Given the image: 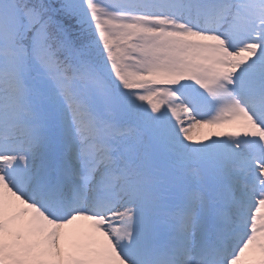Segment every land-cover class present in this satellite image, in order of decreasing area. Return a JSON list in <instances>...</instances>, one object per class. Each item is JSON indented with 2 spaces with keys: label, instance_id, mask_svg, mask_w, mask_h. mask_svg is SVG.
Instances as JSON below:
<instances>
[{
  "label": "snow or ice",
  "instance_id": "snow-or-ice-1",
  "mask_svg": "<svg viewBox=\"0 0 264 264\" xmlns=\"http://www.w3.org/2000/svg\"><path fill=\"white\" fill-rule=\"evenodd\" d=\"M0 264H264V0H0Z\"/></svg>",
  "mask_w": 264,
  "mask_h": 264
}]
</instances>
